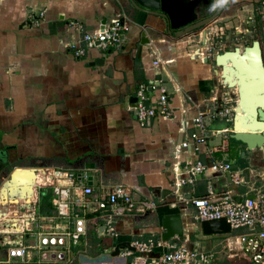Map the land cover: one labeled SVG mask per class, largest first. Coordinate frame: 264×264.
I'll use <instances>...</instances> for the list:
<instances>
[{
  "label": "crops",
  "instance_id": "crops-1",
  "mask_svg": "<svg viewBox=\"0 0 264 264\" xmlns=\"http://www.w3.org/2000/svg\"><path fill=\"white\" fill-rule=\"evenodd\" d=\"M196 1L200 19L218 7L207 14L202 0ZM259 1L232 0L220 14L216 26L223 28L221 36L227 44L239 39L245 24L251 29L241 37L261 35ZM116 19L131 25L120 45L74 56L69 44L80 42L85 31L102 29ZM77 21L82 31L73 25ZM205 30L174 37L165 17L136 8L131 0H0V180L9 168L30 162L39 165L29 167L50 170L49 178L40 176L49 183L39 186L41 203L31 206L37 213L53 210L51 181L56 169L73 173V182L79 185H91L96 196L109 187L126 186L138 203L136 210L120 216L110 215V209L88 214V233L78 252L87 249L88 237L94 236L96 254L102 251L115 257L102 261L88 257L89 263L129 264L127 247L119 255L113 252L117 244L135 238L159 239L156 253L186 245L213 254V261L210 245L215 239L238 240L236 233L204 234L191 203L207 195L210 186L216 193L226 189L222 175L206 171L194 182L175 185L181 177L187 178L191 162L234 161L238 156L230 155L231 150L238 154L246 147L232 143L233 115H219L223 107L214 104L219 83ZM158 59L161 63L156 64ZM141 85L152 95L158 93L153 86L166 88L168 116L144 126L137 121L131 106ZM198 111L207 114V143L183 148L193 130L182 131L183 121ZM246 161L249 175L235 188L241 199L264 191V151L247 150ZM88 176H93L92 184ZM157 189L160 196L154 194ZM145 200H153L156 207L144 208ZM171 213H181L185 236L164 241L162 218ZM111 225L115 235L109 231Z\"/></svg>",
  "mask_w": 264,
  "mask_h": 264
},
{
  "label": "built area",
  "instance_id": "built-area-1",
  "mask_svg": "<svg viewBox=\"0 0 264 264\" xmlns=\"http://www.w3.org/2000/svg\"><path fill=\"white\" fill-rule=\"evenodd\" d=\"M257 12L262 29V35L258 39L264 56V0L259 1ZM73 25L83 30L80 22H73ZM130 30V24L116 19L102 29L85 31L80 42L71 43L69 47L77 58L87 56L92 49L108 51L120 45ZM205 32V38L210 41L212 38L222 37L224 33L223 28L216 25L209 26ZM212 44L211 42L209 50ZM159 62L161 63L160 59L155 61L156 64ZM155 88L158 93L152 95L147 86L141 85L137 101L131 106L137 121L143 126L158 116L170 114V96L166 88L153 86ZM189 99L192 97L189 96ZM232 108L233 105L226 103L218 114L230 116ZM206 117L205 111H198L196 116L183 121L182 131L193 129L182 142L183 148H198L207 143ZM206 171L222 175L226 180V189L216 193L210 186L207 195L192 199L197 220L226 219L231 225V232L228 234L236 233L250 262L264 264V191L256 190L254 197L239 201L235 188L245 182L243 170L236 168L234 161L225 160L205 163L199 159L191 162L187 178L181 177L175 185L178 188L194 182L199 174ZM74 177L70 171L54 170L51 181L53 210L40 211L23 220L20 232L27 243L9 237V233L7 238L0 240V264H62L68 260L73 247L87 236L89 213L110 209V215L120 216L137 209L138 203L128 187L112 186L105 194L96 196L91 185H79L73 182ZM141 204L147 209L156 207L153 200H145ZM109 231L112 235L116 233L113 225L109 226ZM158 240L154 237L132 240L130 244L134 249L127 248L124 253L125 256L132 257L129 264H211L213 261V254L186 245L172 246L162 253H156L161 242Z\"/></svg>",
  "mask_w": 264,
  "mask_h": 264
},
{
  "label": "water",
  "instance_id": "water-1",
  "mask_svg": "<svg viewBox=\"0 0 264 264\" xmlns=\"http://www.w3.org/2000/svg\"><path fill=\"white\" fill-rule=\"evenodd\" d=\"M136 8L165 17L169 32L174 37H183L219 18L223 10L232 0H222L217 9L207 17L200 19L193 0H131ZM123 21V20H122ZM204 30V29H203ZM200 31V30H198ZM202 31V30H201ZM206 34V32H205ZM209 58L206 59L208 61ZM216 73L220 75L222 84L228 88H237V101L232 108L231 138L246 145L234 160L236 168L242 169L245 178L249 175L246 161L247 150L260 148L264 151V56L259 39L243 48L235 46L215 55ZM151 90V88H149ZM137 101V98H135ZM87 167H94L87 163ZM82 175H80V178ZM93 183V176H88V184ZM157 196L161 190L154 191ZM248 197H254L249 195ZM240 201L241 198H238ZM206 235L228 234L231 225L226 219L204 220L201 222ZM163 240L185 236L181 213L167 214L162 218ZM134 249L130 242L117 244L114 255H119L122 248Z\"/></svg>",
  "mask_w": 264,
  "mask_h": 264
},
{
  "label": "rangeland",
  "instance_id": "rangeland-1",
  "mask_svg": "<svg viewBox=\"0 0 264 264\" xmlns=\"http://www.w3.org/2000/svg\"><path fill=\"white\" fill-rule=\"evenodd\" d=\"M218 2L219 0H202L203 12L204 13L207 12V14L212 13L213 9H215L220 4V2L219 3ZM255 20H256V27L257 29H259L258 18H256ZM210 24L220 25V23H218V19H216L214 22ZM209 26H207L205 29H207ZM248 29L251 28L249 27V25L245 24L243 29L240 30V35L244 36L242 34H244V32L247 31ZM241 36H239V39H232V42H230V44H227L226 40L222 37L211 39V42L213 44L210 50L208 51V56L210 60L213 62L216 69L217 66L215 64V55L217 53H220L224 50L233 49L235 46H241L243 48L246 45H250L253 40L258 39L257 37H252V36L249 39ZM217 80L219 83V88H218L219 95L217 96V98L213 97L215 98L214 104L218 108L223 107L226 103H228V105H233L234 107L237 101L236 90L223 86L219 74H217ZM219 103L221 105H219ZM231 116L232 115H230V117ZM230 155L238 156V154L233 149L231 150ZM31 164L39 165L38 162H30L25 165L11 167L7 170L3 179L0 180V217H1L0 220L4 222L6 225L10 223L11 227L12 226L17 227L15 232L13 231L4 232L0 230V235H2L4 239L8 237V233H9V237L27 243L26 238H23V235L20 232L22 222L26 218L33 216L37 213V211L33 212V208H31V206L36 205L37 207H39V204L41 203L39 197L40 196L39 189L40 187H43L44 185L49 183V180L46 183V179H42L41 177L49 178L51 171L50 170L45 171L40 168H35L33 166L30 167L27 166ZM43 171H45V173ZM35 192H37V194ZM233 238L234 237H232V239ZM232 239L227 240L224 238L223 239L217 238L210 245L211 250L215 254L213 264H248V262L244 260V257L239 251L241 250L245 255L241 243L239 242V240L234 241ZM87 240L88 243L90 244L87 249L78 252L79 249L83 247L82 245H84L83 244L84 242L82 241L79 245L73 247V251L71 255L68 257V260L62 264H94L95 261L92 263H89V261H91L90 260L91 257H95V256L98 261L99 260L102 261L103 259H107V258L110 259L115 258L112 254H106L102 251H99L98 254H96L98 248L96 246L97 243L96 237L90 236L88 237Z\"/></svg>",
  "mask_w": 264,
  "mask_h": 264
},
{
  "label": "trees",
  "instance_id": "trees-1",
  "mask_svg": "<svg viewBox=\"0 0 264 264\" xmlns=\"http://www.w3.org/2000/svg\"><path fill=\"white\" fill-rule=\"evenodd\" d=\"M193 2H194V5H195V7H196V10H197V12L199 13L200 12V4L198 3V1H196V0H193ZM229 5V4H228ZM204 17H206V16H204ZM209 25H211V24H208V25H206L205 26V28L207 27V26H209ZM205 28H199L198 30H203V29H205ZM198 30H196V31H198ZM232 124V122H230V125ZM231 141H232V143H237L238 141H236L235 139H233V138H231ZM83 158H81V159H79V160H82ZM35 210H33V212H34ZM45 211V210H44ZM95 211H97V210H95ZM94 211V212H95ZM32 212V213H33ZM92 216V215H91ZM91 227V226H90ZM16 229H17V227H15V226H12L11 227V224L9 223V224H5L4 222H2L1 220H0V230L1 231H4V232H15L16 231ZM20 229V228H19ZM19 231V230H18ZM191 238L194 240L195 239V236L193 235V236H191ZM0 239L3 241L4 240V237L2 236V235H0ZM104 247L105 248H108L109 247V244H105L104 245Z\"/></svg>",
  "mask_w": 264,
  "mask_h": 264
},
{
  "label": "bare ground",
  "instance_id": "bare-ground-1",
  "mask_svg": "<svg viewBox=\"0 0 264 264\" xmlns=\"http://www.w3.org/2000/svg\"><path fill=\"white\" fill-rule=\"evenodd\" d=\"M232 89H235V90H236V92H237V88H232Z\"/></svg>",
  "mask_w": 264,
  "mask_h": 264
}]
</instances>
